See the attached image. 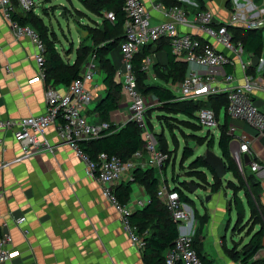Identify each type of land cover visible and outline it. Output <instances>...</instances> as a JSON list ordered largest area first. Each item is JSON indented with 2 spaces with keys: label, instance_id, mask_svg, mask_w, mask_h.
<instances>
[{
  "label": "built area",
  "instance_id": "built-area-1",
  "mask_svg": "<svg viewBox=\"0 0 264 264\" xmlns=\"http://www.w3.org/2000/svg\"><path fill=\"white\" fill-rule=\"evenodd\" d=\"M192 4L197 6L196 3ZM35 6L33 0H19L22 11H30ZM250 7L252 14L234 12L217 22L211 10L198 11L190 18L181 7L166 9L157 4L155 9L162 13L163 19L154 21L146 0H124L127 20L124 25L125 39L121 43L122 67L117 69V77L130 98L132 112L130 120L144 130L143 137L146 140L144 149L147 156L138 151L129 160L122 161L116 155L100 153L94 159L81 147L82 141L100 138L112 126L109 121L93 122L86 115V110L95 102V94L99 88L96 82L98 64L95 56H91L80 76L70 86L65 87L64 91L53 86L47 88L44 113L20 119L0 118V132L12 131L15 140L22 145L23 153L17 160L20 161L38 151H52L45 134L49 127L55 126L59 142L68 145L85 164L88 175L101 184L103 197L117 210L122 228L131 244L142 251L146 246L147 232L139 234L131 224L130 217L135 209L143 207L149 198L137 199L136 205L121 204L114 193V187L123 181L124 177L132 179L133 171L139 167L143 169L152 167L161 171L168 154L158 149L153 134L148 131L146 112L152 98L142 95L138 90L136 75L133 72L134 56L146 45L162 38L167 39L172 54L189 66L182 82L166 84L178 101H206L212 95L227 94L228 105L225 111L218 115L209 107H202L197 111L198 126L208 129L220 128V119L226 116L231 122L240 120L258 134L264 135V109L255 104L254 100L255 94L264 90V82L249 73L253 68V56L246 54L242 44L235 43L228 31L229 26L246 25L249 28L263 29L264 37V6L260 9L252 3ZM10 9H13L11 0H0V11L11 21L15 36L18 39L29 38L35 48L34 59L39 75L31 82L44 81L45 44L33 27L21 26L12 21ZM105 18L115 21L113 12L105 13ZM189 26L199 27L203 36L181 29ZM151 62V59L145 60L144 68L150 69ZM228 67L232 68V72L226 71ZM258 68L257 66L255 69L256 73L260 70ZM229 132L231 134L237 132L232 123ZM207 134L214 136L210 130ZM231 145L234 146L231 150L232 158L242 176L246 179L248 173L254 174L256 180L264 185V163L251 150L250 140L240 136L234 139ZM244 155L249 156L251 160L249 164L245 163ZM158 196L165 200L170 215L179 223V235L174 246L166 253V264H204L194 247L197 225L194 212L187 203L181 201L179 193L169 189L167 185L161 186ZM24 222L26 217L16 220L19 226ZM11 241L9 235L0 237V264L11 258L12 253L8 247Z\"/></svg>",
  "mask_w": 264,
  "mask_h": 264
},
{
  "label": "crops",
  "instance_id": "crops-1",
  "mask_svg": "<svg viewBox=\"0 0 264 264\" xmlns=\"http://www.w3.org/2000/svg\"><path fill=\"white\" fill-rule=\"evenodd\" d=\"M178 1L187 6L186 12L193 18V7H198L197 2ZM203 1L207 9L212 10L217 22L229 16L222 9L225 8V0ZM231 1L233 13L252 14V3L260 9L264 6V0L261 3L253 0ZM146 2L154 21H161L163 17L155 9L156 1ZM34 11L38 14L36 6ZM181 29L203 36L197 26ZM151 52L153 63L157 60L167 62L166 53L164 56V51L159 50L157 45L152 46ZM34 53L30 39H18L11 28V21L0 11V118L20 119L45 112L47 86L43 80L31 82L39 75ZM110 57L117 69L122 67V56L118 51L112 52ZM263 61L264 58L259 60L258 69L261 71L256 73L262 82ZM149 73L153 75L152 66ZM104 77V74L97 73L99 88L95 102L86 110V115L93 122L100 121L94 108L104 95ZM153 78H150L152 83L156 82ZM53 87L65 90L61 85ZM254 100L264 109V90L258 91ZM131 113L130 98L123 91L118 108L111 113L109 122L120 127L130 121ZM233 125L240 134L238 137L244 136L250 140L251 150L264 163V135L240 120H234ZM45 138L51 144L52 151H38L31 157L17 161L23 153L22 145L15 140L12 131L0 132V232L2 236L9 235L12 239L8 245L12 255L4 264H144L143 252L131 244L117 210L103 197L101 184L88 175L85 164L75 152L59 142L55 126L47 129ZM233 147L231 145V150ZM123 180L128 178L124 177ZM262 187L260 202L264 206V185ZM132 189L130 204L136 205L137 199H148L143 186L133 184ZM211 195V200L205 206V213L210 219L204 229L203 254L213 264H240L226 255L224 245L232 248L237 243L248 242L251 233L258 230L260 225L254 223L252 231L241 230L245 236L238 241L232 239V246L229 247L226 231L232 221L234 204H230L228 192ZM20 217H26V222L21 226L16 224ZM247 221L253 222L250 209L248 213L246 210L244 223Z\"/></svg>",
  "mask_w": 264,
  "mask_h": 264
},
{
  "label": "trees",
  "instance_id": "trees-1",
  "mask_svg": "<svg viewBox=\"0 0 264 264\" xmlns=\"http://www.w3.org/2000/svg\"><path fill=\"white\" fill-rule=\"evenodd\" d=\"M11 1L14 9L9 10L11 20L21 26L33 27L40 34L45 44L43 71L45 74L44 82L47 88L54 85L70 86L80 76L91 56H95L98 64V72L105 76L103 80L105 91L102 98L96 102L94 111L98 114L100 121H109L111 113L118 108L124 91V87L117 77V68L110 57V54L114 51H118L121 54V43L125 39L124 25L127 20V14L124 10V0H80L87 12L93 15H90L93 22L88 28H82V30L88 31V35L80 40L79 46L75 51L76 58L74 62L65 61L63 54L57 47L58 41L55 40V32L52 33L51 28H47L48 26L44 23L43 17L36 14L34 9L22 11L19 7V0ZM155 1L166 9L178 6L185 11L187 10V6L178 0ZM195 1L198 7H193L194 14L198 11L209 10L203 0ZM253 1L261 3L262 0ZM224 6L230 12L229 15H231L233 13L232 1L225 0ZM108 12L114 13L115 21L105 18V13ZM228 31L232 34L235 43L242 44L246 54L258 58V61L253 63V68L249 71V73L256 76L255 69L264 51L263 29L249 28L246 25H236L229 26ZM88 40H91L93 44H86ZM154 45H157L159 50L166 51L167 62L161 63L158 60L154 63L151 62L153 76L156 79V82L152 83L150 82L151 77L149 73L151 68H144V61L151 58V48ZM188 67L186 62L172 54L169 42L165 38L153 44L146 45L133 59V72L136 75L137 87L140 93L157 100L165 116L168 114L182 115L201 129L196 123L197 111L202 107H209L213 108L218 115L222 111H225L228 105L227 94L212 95L206 101H178L167 85L169 83L176 84L182 82L186 76ZM226 71L232 72V68L228 67ZM151 109H148L146 112L147 127L151 128L158 149L167 154V152L169 153L168 148L166 147L165 150L159 144L161 140L159 136L164 137L163 129L166 125L162 122V131L159 133L155 132L154 124L149 116ZM230 123L233 124V121L231 122L225 116L224 123L220 126L218 142L221 152L220 156L225 162L227 172L228 174H232L236 180L230 181L234 191L230 204H234L237 212L236 223H244L246 217V202L250 209L253 223L259 224L260 227L251 233L248 242L244 244L237 243L232 248L224 245V250L233 262L240 264H252L253 262H256V264H264V258L260 262L254 261L259 252L264 249V206L260 202L263 187L256 180L254 174L248 173L245 179L239 172L231 154V143L237 136L229 132ZM143 133L144 130L136 122L130 120L120 127L112 125L110 130L102 137L82 141L80 144L91 158L96 159L100 153H108L118 156L122 161H127L138 151H142L147 156V151L144 149L146 140L143 137ZM209 146L214 148V136L210 138ZM182 156L187 160L194 157L195 154L188 148H184ZM172 165L174 166L175 163H172ZM193 165L196 174L202 175L206 179L207 172L211 176L213 175L214 181L211 183V194L217 193L219 185L226 177L223 179L217 177L205 162L204 156H198L194 160ZM167 169L168 165L166 161L161 171L165 174ZM159 172L160 170L157 168L149 167L143 169L139 167L133 171L132 179L123 180L114 187V193L121 204H127L131 200L133 184L143 186L149 198L148 202L143 207L137 208L130 217L131 224L137 229L139 234L143 235L147 232V235H145L146 246L142 250L144 264H166V253L174 246L179 235V223L170 215L165 200L158 196V191L162 186ZM167 186L169 189L179 193L182 202L187 204L192 203V200L185 194V188L183 186L177 184V182L172 186L168 183ZM241 191L244 193V198L240 195ZM194 219L198 223L195 232L194 247L204 264H213L212 260L203 254L204 229L209 222L210 216L207 213L201 215L197 211H194ZM1 236L2 234L0 232Z\"/></svg>",
  "mask_w": 264,
  "mask_h": 264
},
{
  "label": "rangeland",
  "instance_id": "rangeland-1",
  "mask_svg": "<svg viewBox=\"0 0 264 264\" xmlns=\"http://www.w3.org/2000/svg\"><path fill=\"white\" fill-rule=\"evenodd\" d=\"M33 1L36 3V12L43 16L44 23L51 28L53 31L52 33L55 32V40L58 41V47L64 55L65 61L74 62L76 58L75 51L77 50L80 42V35L76 27L80 29L84 27L88 28V26L93 22L90 16L92 14L87 12L80 0ZM222 9L224 12L230 14L228 9ZM86 44L92 45L93 42L88 40ZM163 51L165 56L166 51ZM261 58H264V51L260 59ZM252 61L253 63H256L258 58L253 57ZM150 77L152 79L153 75L150 74ZM150 104L149 109H152L149 112V116L154 124L155 132L159 133L162 131V122L166 125L163 129L164 137L159 136V138H161L159 144L163 146V149L166 150L167 147L169 150V153L166 151L168 154V169L165 174L162 171L159 172L161 183L162 185H168L169 183V185L172 186L177 182V184L183 186L185 188V194L192 200V203H188L192 212L197 211L200 214H204L206 212V198L211 195V183L214 181L213 175L211 177L209 172H207L206 179L202 175L196 174L193 162L198 156H204L207 150H213L216 155L220 156L221 152L218 145L220 128L216 127L208 129L203 127L199 129L188 118L182 115L168 114L165 116V113L161 111L160 103L157 100L152 99ZM223 123L224 119L221 118L220 125ZM209 130L215 137L214 148L209 146V141L212 137H208L207 132ZM148 131L152 133L151 128H148ZM235 135L238 137L240 134L236 132ZM184 148L191 150L195 156L187 160L184 159L182 156ZM172 163H175V165L173 166ZM233 180H235L234 176L232 174H228L219 185L218 193L228 192V197L232 198L234 191L232 187L233 185L230 184V181ZM190 185L196 186V191L191 192ZM240 195L244 198L243 191H241ZM245 206L248 213L249 208L246 202ZM231 215L232 221L226 231V242L229 247L232 246V239L238 241L241 236H245V233H241V230L245 228L251 231L255 228L254 223L250 221H247L246 223H236L237 213L235 207L233 208ZM196 224L197 227L198 223ZM263 258L264 251H261L254 261L260 262ZM252 264H256V262H253Z\"/></svg>",
  "mask_w": 264,
  "mask_h": 264
},
{
  "label": "water",
  "instance_id": "water-1",
  "mask_svg": "<svg viewBox=\"0 0 264 264\" xmlns=\"http://www.w3.org/2000/svg\"><path fill=\"white\" fill-rule=\"evenodd\" d=\"M76 28L79 32L81 39H84L88 35L87 31H84L78 27H76ZM204 160L210 166V168L214 171V173L217 177L223 179L227 176V174H228L227 167L225 165L223 158L221 156L216 155L213 150H207L206 151V154L204 155ZM244 160H245L246 164H249L251 162L248 155H244ZM196 189H197L196 186L190 185V191L191 192L196 191ZM211 197H212L211 195L207 196L206 202H209L211 200Z\"/></svg>",
  "mask_w": 264,
  "mask_h": 264
}]
</instances>
